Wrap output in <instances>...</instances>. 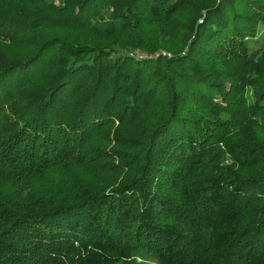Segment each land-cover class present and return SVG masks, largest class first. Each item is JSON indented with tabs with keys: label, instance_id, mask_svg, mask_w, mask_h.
<instances>
[{
	"label": "trees",
	"instance_id": "1",
	"mask_svg": "<svg viewBox=\"0 0 264 264\" xmlns=\"http://www.w3.org/2000/svg\"><path fill=\"white\" fill-rule=\"evenodd\" d=\"M0 264H264V0H0Z\"/></svg>",
	"mask_w": 264,
	"mask_h": 264
},
{
	"label": "rangeland",
	"instance_id": "2",
	"mask_svg": "<svg viewBox=\"0 0 264 264\" xmlns=\"http://www.w3.org/2000/svg\"><path fill=\"white\" fill-rule=\"evenodd\" d=\"M107 14V13H106ZM159 51H161V50H158V51H156V52H159ZM155 52V53H156ZM130 53L131 54H133V55H136L137 56V58H146V56H148L147 58H149L151 55L150 54H148V53H146V52H143V51H140V50H132V51H130ZM154 53V54H155Z\"/></svg>",
	"mask_w": 264,
	"mask_h": 264
},
{
	"label": "built area",
	"instance_id": "3",
	"mask_svg": "<svg viewBox=\"0 0 264 264\" xmlns=\"http://www.w3.org/2000/svg\"><path fill=\"white\" fill-rule=\"evenodd\" d=\"M160 52H156L155 54H153V55H155V56H157L158 54H159ZM161 53L163 54V55H170V53H168V52H166V51H161ZM152 56V55H151ZM150 56V57H151ZM146 57H148V56H146Z\"/></svg>",
	"mask_w": 264,
	"mask_h": 264
}]
</instances>
